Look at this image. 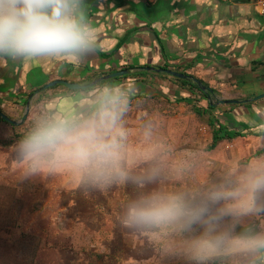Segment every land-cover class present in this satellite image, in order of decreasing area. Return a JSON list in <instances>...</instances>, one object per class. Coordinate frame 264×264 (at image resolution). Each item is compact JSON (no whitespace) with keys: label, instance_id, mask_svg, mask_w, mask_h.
Returning a JSON list of instances; mask_svg holds the SVG:
<instances>
[{"label":"rangeland","instance_id":"1","mask_svg":"<svg viewBox=\"0 0 264 264\" xmlns=\"http://www.w3.org/2000/svg\"><path fill=\"white\" fill-rule=\"evenodd\" d=\"M121 101L123 166L134 178L152 177L143 186L130 180L94 187L70 168L43 178L27 175L15 135L48 119L47 109L31 108L26 122L15 128L0 125V264H264V250L193 260L186 246L202 233L199 225L191 231L168 226L140 232L120 223L127 204L143 195L182 193L199 200L215 186L239 187L250 168L264 166V154L257 155L264 139L249 136L208 151L210 129L189 105L161 95ZM77 109H66L73 111L69 115L61 111L62 119L75 120ZM254 196L264 209V190ZM232 203L222 201L216 208ZM247 229L264 233V211L224 216L218 226L231 235Z\"/></svg>","mask_w":264,"mask_h":264},{"label":"crops","instance_id":"2","mask_svg":"<svg viewBox=\"0 0 264 264\" xmlns=\"http://www.w3.org/2000/svg\"><path fill=\"white\" fill-rule=\"evenodd\" d=\"M85 6L86 22L96 35V48L86 59L0 53L3 114L20 122L17 116L26 113L24 103L36 89L30 107L47 109L48 119H62L61 111L69 115L73 111L66 109L75 106L79 119L70 123L93 115L105 88L118 87L124 101L161 94L178 101L189 97L174 77L152 71H165L162 68L169 65L184 73L169 71L194 76L218 92L213 98L219 102L251 101L221 110L230 112L240 125L264 122V16L251 0H85ZM124 70L133 74L102 88L44 90L56 81L88 85L99 80L97 76L102 79ZM253 102L250 108L242 106ZM260 127L264 130V125Z\"/></svg>","mask_w":264,"mask_h":264},{"label":"clouds","instance_id":"3","mask_svg":"<svg viewBox=\"0 0 264 264\" xmlns=\"http://www.w3.org/2000/svg\"><path fill=\"white\" fill-rule=\"evenodd\" d=\"M86 15L85 0H0V53L84 60L96 48L95 29ZM121 95L118 87L105 88L97 97L95 114L80 123L57 117L38 121L18 145L26 174L43 178L70 168L94 187L130 180L143 186L152 177L134 178L123 166L124 131L117 126ZM261 190L264 166L252 167L239 187L215 186L199 200L182 193L143 195L127 204L120 223L140 232L168 226L191 231L199 225L202 233L186 246L187 254L198 262L224 251L257 252L264 250V233L231 235L218 231V226L224 216L264 211L255 204L254 194ZM222 201L234 203L216 208Z\"/></svg>","mask_w":264,"mask_h":264},{"label":"trees","instance_id":"4","mask_svg":"<svg viewBox=\"0 0 264 264\" xmlns=\"http://www.w3.org/2000/svg\"><path fill=\"white\" fill-rule=\"evenodd\" d=\"M163 70H168V69H175L177 72H181L180 69L176 68H171L169 65H165ZM184 73V72H181ZM148 73H141V75H146ZM149 75V74H148ZM153 76H159V75H153ZM161 78H166V76H159ZM191 78H195L194 76H190ZM101 76H97L96 79H100ZM128 77L124 78H117L113 80H108L99 83L97 87H104L107 84H110L115 81H120ZM177 84H179L180 88L183 91H186L189 94V97H182L180 98V102L185 103L190 106L191 111L202 121L204 122L208 128L210 129L211 132V143L208 146V151H214L218 148L219 145H221L224 142H234L236 140H239L241 138H247L249 136L257 137V138H263L264 137V130L260 128V126L264 125V122L259 124H256L254 127H251L247 123H238L236 119L231 118V113H223L221 112V108L224 107H230L232 108V105H227V106H221L219 105V100H215L213 98V95L217 94L219 95L218 92L213 90V93H210L207 89H202V87L208 88V85L203 83L201 80V86L197 83H191L182 79H176L174 78ZM196 79V78H195ZM58 87H63V86H56L52 89H56ZM64 89L68 90L67 88L63 87ZM33 90L31 93L28 95L24 107H26L29 98L33 97L35 95V92L37 91ZM90 90V89H88ZM88 90H82V91H88ZM162 96V94H161ZM160 97V96H159ZM143 98H146L144 96ZM203 102H206V105H203ZM256 102L250 103V104H245L242 106H245L247 108H250L251 106L255 105ZM239 105H235L234 107H238ZM241 106V105H240ZM234 109V108H232ZM2 112V110L0 109ZM3 113V112H2ZM78 123V122H75ZM0 125L8 126L11 128H15V126L11 125L10 123L6 122L1 116H0ZM30 132V131H29ZM28 134V133H27ZM27 134H20V135H15V141H19L26 136ZM264 154V147L261 151L257 153V155H262ZM248 231V229H247Z\"/></svg>","mask_w":264,"mask_h":264},{"label":"water","instance_id":"5","mask_svg":"<svg viewBox=\"0 0 264 264\" xmlns=\"http://www.w3.org/2000/svg\"><path fill=\"white\" fill-rule=\"evenodd\" d=\"M152 70V69H150ZM154 72H157V73H164V74H167L168 76L170 77H174L176 79H182V80H185V81H188V82H191V83H197L201 86V83L197 80H194L192 79L191 77H188L186 75H183L181 73H177V72H174V71H169V70H165V71H160V70H152ZM133 74V72L131 70H124V71H120L118 73H114V74H111V75H108L102 79H99L91 84H88V85H79V84H75V83H69V82H66V81H56V82H53V83H50L49 85H47L45 89H49V88H53V87H56V86H64L70 90H73V91H76V90H81V89H91L95 86H97L99 83L101 82H104V81H108V80H113V79H117V78H122V77H125V76H129ZM202 89H207L210 93H213L212 89L210 88H205V87H202ZM30 102L29 101L27 103V108H26V113L25 115L23 116L22 120L20 122H17V121H14L12 120L11 118H9L7 115L3 114L2 112H0V116L8 123H10L11 125L13 126H20V125H23L27 118H28V115L31 111V107H30ZM248 102H251V101H220L219 104L220 105H238V104H243V103H248Z\"/></svg>","mask_w":264,"mask_h":264},{"label":"built area","instance_id":"6","mask_svg":"<svg viewBox=\"0 0 264 264\" xmlns=\"http://www.w3.org/2000/svg\"><path fill=\"white\" fill-rule=\"evenodd\" d=\"M251 2L256 6L259 13L264 16V0H251Z\"/></svg>","mask_w":264,"mask_h":264}]
</instances>
